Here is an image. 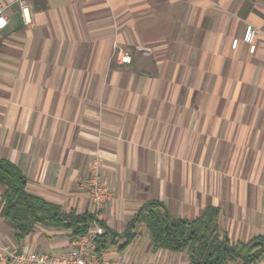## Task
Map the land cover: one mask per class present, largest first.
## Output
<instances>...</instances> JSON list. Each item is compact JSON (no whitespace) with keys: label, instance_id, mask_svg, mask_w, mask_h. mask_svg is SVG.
Instances as JSON below:
<instances>
[{"label":"crops","instance_id":"0c3cea01","mask_svg":"<svg viewBox=\"0 0 264 264\" xmlns=\"http://www.w3.org/2000/svg\"><path fill=\"white\" fill-rule=\"evenodd\" d=\"M0 13V158L28 191L93 214L82 181L98 159L111 191L98 218L115 232L159 200L185 219L217 206L233 242L264 236V0H0ZM247 24L260 30L253 53L230 45ZM120 48L129 62L116 60ZM133 233L101 253L191 264L154 249L143 223ZM14 234L0 215L13 248L57 255L73 238L42 222Z\"/></svg>","mask_w":264,"mask_h":264},{"label":"trees","instance_id":"16d2710c","mask_svg":"<svg viewBox=\"0 0 264 264\" xmlns=\"http://www.w3.org/2000/svg\"><path fill=\"white\" fill-rule=\"evenodd\" d=\"M1 193L0 215L15 231V238L22 239L39 222L70 230L75 237L87 232L93 214L74 211L64 212L60 204L48 201L27 190V180L13 162L0 158ZM219 208L208 205L202 213L185 219L173 216L163 202L148 200L143 203L131 221L120 233L106 227L96 240V251L101 253L114 236L125 237L119 246L123 249L134 237L133 228L140 222L146 227L153 248L185 251L191 264H252L264 253V236L255 235L249 241L233 242L218 223Z\"/></svg>","mask_w":264,"mask_h":264},{"label":"built area","instance_id":"2783aa9c","mask_svg":"<svg viewBox=\"0 0 264 264\" xmlns=\"http://www.w3.org/2000/svg\"><path fill=\"white\" fill-rule=\"evenodd\" d=\"M21 10L24 21L28 23L27 7L24 6ZM5 25L6 18L0 13V29ZM259 31L257 27L247 24L240 37L231 39V47L235 48L239 41H243L247 44L248 51L253 53L256 47V35ZM137 48L144 52L151 51L147 46L137 45ZM115 58L118 62H129L131 54L128 50L120 48L116 52ZM99 167V160H92L89 165V173L82 181V186L93 205V219L87 232L73 237L68 249L57 255L36 252L27 247L17 249L0 241V260H8L16 264H139L121 254L107 257L96 251L97 237L103 232L98 216L111 198L110 188L102 178Z\"/></svg>","mask_w":264,"mask_h":264}]
</instances>
